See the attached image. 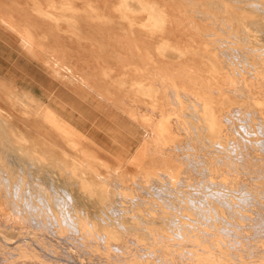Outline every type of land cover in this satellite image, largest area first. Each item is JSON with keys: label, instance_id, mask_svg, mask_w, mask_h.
<instances>
[{"label": "rangeland", "instance_id": "1", "mask_svg": "<svg viewBox=\"0 0 264 264\" xmlns=\"http://www.w3.org/2000/svg\"><path fill=\"white\" fill-rule=\"evenodd\" d=\"M0 135L102 232L67 228L87 264H264V0H0ZM0 242V264H61Z\"/></svg>", "mask_w": 264, "mask_h": 264}, {"label": "bare ground", "instance_id": "2", "mask_svg": "<svg viewBox=\"0 0 264 264\" xmlns=\"http://www.w3.org/2000/svg\"><path fill=\"white\" fill-rule=\"evenodd\" d=\"M246 159H248V158H246ZM207 161H208V159L204 163L206 164ZM244 161H246V160H244ZM29 163L31 165H33V162L31 160H28V159H26V160H19V159L16 160L15 159L14 160L13 158H11V152L9 150V147L6 146L5 144H1V146H0V189H1L3 197L5 198L7 205L9 206L8 208L12 212L13 218L17 221H21L22 226L20 228H18L17 226L15 227V225H13L12 222L5 221V219H1L0 220L1 221L0 222V228L3 231L18 229L20 234L18 235L19 236L18 239H16L14 242H11L12 240L5 238L2 234L0 235V240L3 241L8 246L11 245V247H13V250L14 249L15 250H18V249L35 250V249L39 248L43 252L41 255L46 256L51 260H56L58 262L61 261L60 262L61 264H87L84 262V260H82V258H79V255H80L79 253H78L79 255L78 254H75V255L71 254L72 251L75 252L77 245L75 244L76 242H74L73 240L70 242L66 240L67 237H65V234L68 231L67 230L68 226H69V228L71 227V225L74 226V231H72V232H74V236H78V237L82 236V238L84 240H88L89 243L90 242L91 243L92 242L98 243L102 239L105 241V237H102V234H101L102 232H100L97 225L93 222H90L88 218H87L89 221L88 224L86 226H84V225L82 226V225H80L81 219L77 220V217L71 215V213H70L71 210H70L69 204H70V202H73V199H72V196L70 194H68V192L63 191L65 196L60 198L59 197L60 193L58 192V190H56V187L54 185H51L52 182L51 183L48 182L49 183V185H47L48 188H43L41 186V184H43V183H41V182H40L41 184L35 183V181L32 180L33 176L29 173V171H30L29 166H26ZM213 164L214 163L211 162L210 166ZM242 164H244L243 161H242ZM235 170L236 169L234 167L230 166V164H226V168H225L226 172L232 173ZM258 170L260 171V168ZM237 171L238 170H236L235 172H237ZM205 172H208V171H205ZM233 181H235V180H233ZM36 182H39V181H36ZM48 183H46V184H48ZM211 184H216V183L211 182ZM211 184L207 185V187L211 186ZM248 185H250V184L248 183ZM241 187H242V185H241ZM242 188H244V187H242ZM38 190H39V192H38ZM244 193H246V192L244 191ZM227 195L229 197V194H226V196ZM61 196H63V195L61 194ZM251 196H250V198L249 197L247 198L248 201H246V203L247 202L249 203V200H252V202H255V203H257L259 201L258 197H254L256 195H254V196L251 195ZM39 202H41L42 204L45 205V207L43 206V210H44V208H47V209H49V211L52 210L54 212V216L56 219L55 222H57L60 226L59 230L53 231V233L55 232L54 235H56V238H51V237L49 238V236H48V238H49L48 239L46 237V235L44 233H42L41 231L34 230L33 226L30 223V221L32 220V218L30 220V217H31V215H33V218H34L35 209H38V207H39L38 203ZM218 202H220V201H218ZM225 202L228 204L231 203L230 199H228V198L225 200ZM120 205H121V203H120ZM256 205H258V204H256ZM261 209H262V207H261ZM40 215H42V214H39V216ZM51 215H52V213H51ZM52 217H53V215H52ZM40 218H41V216L39 217V220H42ZM255 218H257V217H255ZM72 219H75V223H74V221H72ZM258 220H259L258 224L254 225V226H256L257 228H261L262 233H264V217L261 215L260 216L258 215ZM34 221L37 222V217L34 218ZM254 221H256V220L254 219ZM39 222L43 223L41 221H39ZM46 222L48 223V221H46ZM40 223H38V224L40 225ZM173 223H174V221H173ZM184 224H186V223L184 222ZM30 225L32 226V229L34 231L31 230ZM46 226H45V228H47ZM119 226H121V228H123V230H125L126 233L130 230V229H127V227L123 221H119ZM41 227H42V225H41ZM57 227H58V225H57ZM51 228H53V227L51 226ZM49 231H50V229H49ZM51 234H52V230H51ZM71 237H73L72 234H71ZM74 238L75 237H73L72 239H74ZM60 241H65L69 245L72 244L71 245L72 248L71 249H68V248L67 249H61L60 246L58 245V242H60ZM3 246L4 245L1 244V242H0V252L3 249ZM59 250H61V252H59V254H58L57 251H59ZM38 252H40V251L38 250ZM82 255L83 254H81V257H82ZM3 261H5V257L3 255H0V263H3ZM29 261L30 260H28V264L30 263Z\"/></svg>", "mask_w": 264, "mask_h": 264}]
</instances>
